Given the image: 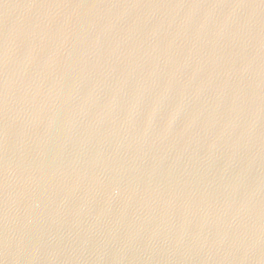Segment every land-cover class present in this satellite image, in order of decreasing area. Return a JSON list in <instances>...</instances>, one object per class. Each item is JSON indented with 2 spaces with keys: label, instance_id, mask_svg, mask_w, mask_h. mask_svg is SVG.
<instances>
[{
  "label": "water",
  "instance_id": "95a60500",
  "mask_svg": "<svg viewBox=\"0 0 264 264\" xmlns=\"http://www.w3.org/2000/svg\"><path fill=\"white\" fill-rule=\"evenodd\" d=\"M0 264H264V0H0Z\"/></svg>",
  "mask_w": 264,
  "mask_h": 264
}]
</instances>
